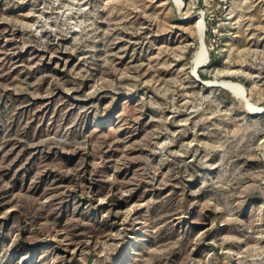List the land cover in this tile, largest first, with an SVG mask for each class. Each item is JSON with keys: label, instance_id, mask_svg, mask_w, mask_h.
Masks as SVG:
<instances>
[{"label": "rangeland", "instance_id": "1", "mask_svg": "<svg viewBox=\"0 0 264 264\" xmlns=\"http://www.w3.org/2000/svg\"><path fill=\"white\" fill-rule=\"evenodd\" d=\"M0 264H264V0H0Z\"/></svg>", "mask_w": 264, "mask_h": 264}, {"label": "bare ground", "instance_id": "2", "mask_svg": "<svg viewBox=\"0 0 264 264\" xmlns=\"http://www.w3.org/2000/svg\"><path fill=\"white\" fill-rule=\"evenodd\" d=\"M200 45L197 51L195 52L194 58H193V63H194V73L200 68L202 65L205 64V62L208 59V48L206 46L205 40H204V28L201 26L200 28ZM218 83L219 85H222L232 91L233 93L237 95H244V89L243 85L234 82L232 80H219V81H214ZM241 97V96H240Z\"/></svg>", "mask_w": 264, "mask_h": 264}, {"label": "trees", "instance_id": "3", "mask_svg": "<svg viewBox=\"0 0 264 264\" xmlns=\"http://www.w3.org/2000/svg\"><path fill=\"white\" fill-rule=\"evenodd\" d=\"M200 75H201L202 77H206V75H205L203 72H200Z\"/></svg>", "mask_w": 264, "mask_h": 264}, {"label": "water", "instance_id": "4", "mask_svg": "<svg viewBox=\"0 0 264 264\" xmlns=\"http://www.w3.org/2000/svg\"><path fill=\"white\" fill-rule=\"evenodd\" d=\"M197 72H198V70H197Z\"/></svg>", "mask_w": 264, "mask_h": 264}]
</instances>
